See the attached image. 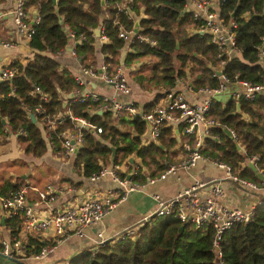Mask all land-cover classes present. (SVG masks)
<instances>
[{"label": "trees", "instance_id": "obj_1", "mask_svg": "<svg viewBox=\"0 0 264 264\" xmlns=\"http://www.w3.org/2000/svg\"><path fill=\"white\" fill-rule=\"evenodd\" d=\"M117 1L120 0H26L28 11L40 16L28 40L30 54L25 57V62L13 60L11 64L17 68V74L0 81V134L4 137L13 134L12 138L23 144L24 154L33 157L45 154V130L51 136L52 147L59 149L61 130L75 125L67 119L66 123L48 129L46 124L33 122L25 107L40 101L38 95L32 93L35 86L47 92L49 99L42 104L48 111L67 107L74 116H84L103 126L101 133L81 127L84 142L73 153V164L82 176L88 177L110 159L117 162L133 151L146 164L154 161L149 156L161 153L159 144L140 145L137 134L130 131L132 128L139 134L145 127L144 119L121 114L116 123L108 122L101 114L93 112L98 101L63 99V94L77 86L71 68L56 58L60 48L67 44L75 45L78 59L84 65H98L101 57L108 64L141 62L135 69L136 80L145 88L152 82L165 90L177 86L181 78H187L195 88L216 84L217 46L211 41L210 34L201 30L202 22L192 19L191 13L185 10L188 0H132L127 6L139 18L138 33L154 39L155 44L135 37L128 42V50L124 53H121V47L127 42L118 36L119 26L133 29L135 19L129 17L128 7L120 8ZM219 12L224 23L230 19L235 21L233 31L239 48L229 57L224 55L223 72L233 80L236 76L252 83L264 81V65L258 56V46L264 35V0H224L219 4ZM66 25L77 37L84 35L81 41L74 44ZM97 28H102V34L107 37L99 47ZM146 67L149 68L147 74L143 72ZM10 85L15 86L14 95H7ZM161 92L158 91L153 101L143 104L142 108L150 110ZM262 93L253 99L231 96L224 105L219 100L213 101L210 113L231 127L235 137L217 128L214 129L217 138H205L206 155L230 164L233 171L254 180H258L255 171L244 162L247 157L256 156L255 166L264 174ZM2 118L7 120L8 130ZM122 123L129 128L122 130ZM19 127H23L26 136L14 133ZM111 146L116 147L113 156ZM22 180L20 175L15 181L0 179V197L17 188ZM21 220L18 214L6 219L11 233L17 232ZM180 225H183L181 229ZM212 238L213 229L209 225L196 227L191 222L182 223L170 214L158 215L153 217L151 224L140 221L132 234L106 240L94 253L84 248L68 259L49 264H219L211 245ZM40 243L29 238L33 249ZM222 248L220 264H264V202L255 207L254 217L249 222L237 223L224 233Z\"/></svg>", "mask_w": 264, "mask_h": 264}, {"label": "built area", "instance_id": "obj_2", "mask_svg": "<svg viewBox=\"0 0 264 264\" xmlns=\"http://www.w3.org/2000/svg\"><path fill=\"white\" fill-rule=\"evenodd\" d=\"M131 1L120 0L117 1V4L120 8L126 9L125 7L130 5ZM223 1L188 0L185 4V10L191 13L192 19L202 22L203 31L210 34L211 41L217 46V57L219 59L216 62L217 82L215 85L194 88L188 80L180 79V84L186 87V91L196 90V92L202 94L201 100H190L179 86L168 87L163 90L161 100L155 103L150 110L142 108V105L133 98H117L116 96L127 95L130 92L124 65L121 63L108 64L103 61L99 65L81 64L75 45L68 48L70 55L79 62L78 71L72 73L77 86L70 92L72 94L70 97L79 101H84L87 98L98 101L93 112L101 114L108 122L112 120L113 123H116L121 114L131 117L138 116L144 119L145 122L150 123L149 138L153 142L159 140L165 124L178 126L179 130L187 136L181 141V145L185 150L184 159L180 163L181 166L186 167L194 164L198 159H208L225 171L224 178L238 184L245 190L255 192L264 187V175L260 180L242 176L238 171H233L230 164L217 158L209 157L204 152L206 147L205 138H217V132L214 129L228 130L230 135L235 137V131L231 127L210 113L216 97L226 93L230 85H235L239 88L237 91L238 97L248 99H253L260 91L264 90V81L252 83L245 79H237L236 76H234L233 80L223 72L224 55L229 57L234 52L239 51L233 31L236 25L235 21L230 19L229 22L224 23L220 16L218 5ZM126 11L129 17L133 18L134 12L129 7ZM12 13L17 33L24 39L29 40L34 32V24L39 21L40 16L36 13L33 16L29 15L26 0H15ZM65 29L74 38V42L81 41L84 37L83 34L77 37L69 25H66ZM102 30V28H99V39L106 40L107 37L102 34ZM118 36L125 41H131L137 37L149 41L152 45L155 44L154 39L148 38L133 29L127 30L122 25L119 26ZM0 45L10 48L15 46V42L0 39ZM65 48L66 46L60 48L58 53L64 51ZM258 56L264 65V35L262 36V43L258 46ZM218 70L221 72L218 73ZM17 72V68L11 63L0 64V81L12 78ZM96 78L111 87L113 92L111 96L101 94L90 86V81ZM14 90L15 86L10 85L7 95H14ZM32 93L37 94L40 101L38 104L28 105L25 108L28 115L31 113L35 115V123L46 124L48 129L55 128L58 123H66L67 119H71L75 123L74 127H67L60 132V149L65 155L68 156L75 152V148L77 150L78 146L84 142L81 127H92L97 133L103 131L101 124L94 123L84 116H74L67 107L58 111H48L42 104V101H48V94L39 86H35ZM68 94L62 96L65 101L69 97ZM1 98L2 93H0ZM5 129L8 130L7 120H5ZM14 133L26 136L23 127H19ZM46 135L47 143L52 147L51 136L48 132H46ZM127 161L134 164V170H125L123 162H111L100 166L88 176L90 180H96L99 177L110 175L118 182L116 195L112 194V190H108V194L105 196L87 197L58 208L54 205L57 198V188L53 182H47L41 188L20 184L7 195L1 196L0 207L4 210V214L9 217L15 214L20 215L22 225L16 233H11L9 237H0V253L12 259H41L47 256L67 237L83 235L87 225L96 223L107 215L119 202L127 198L131 190L143 186V183H139L134 179L139 163H135L134 160L130 162L129 159L125 160V162ZM255 161L256 156L253 155L247 157L244 164L246 165L249 162L255 164ZM119 169L123 170L121 175H118ZM173 170V166H169L164 171H161L157 177H148L147 182L151 183L157 178H164L167 173ZM209 182L211 183L210 193L204 197L200 196L197 191L204 187L207 182H195L169 199H163L156 195L157 203L153 212L142 217L140 221L151 224L154 216L170 214L177 217L182 223L191 222L196 227L209 225L213 229L211 245L220 264L224 233L237 223L249 222L254 217L256 206L243 210L239 207L220 204L219 198L223 194V189L218 182ZM30 189H33L36 194V199L32 201L27 197ZM40 204L45 205L50 211L42 212L40 208L36 209L35 207H39L37 205ZM133 232L134 228L127 227L119 232L117 237H123L125 233L132 234ZM30 237L41 242L37 248L33 249L30 247ZM105 241L104 238H99L95 246L91 248L92 253L95 252L98 245Z\"/></svg>", "mask_w": 264, "mask_h": 264}, {"label": "crops", "instance_id": "obj_3", "mask_svg": "<svg viewBox=\"0 0 264 264\" xmlns=\"http://www.w3.org/2000/svg\"><path fill=\"white\" fill-rule=\"evenodd\" d=\"M15 5V0H0V39L6 41L15 42V46L6 48L0 45V64L5 65L11 63L13 60H20L21 62H25V57L30 54V48L28 46V40L21 37L16 29L13 21V13L12 10ZM219 6V5H218ZM186 9V7H185ZM32 10V7L29 8ZM35 10H32L34 13ZM30 16H33L32 13L29 12ZM133 18L136 20V15L133 14ZM139 19V18H138ZM203 31V29H201ZM99 39V37H98ZM106 40H98V47L100 44ZM127 44L121 47V53L126 52L128 50V42ZM75 44V42H74ZM73 46V43L67 44L64 51H60L56 58L66 66L71 68L72 73L78 71L79 62H77L69 53L68 48ZM100 51L98 50L97 53ZM102 62V57L100 58L98 65ZM124 65V70L130 85V92L127 95H119L116 96L120 99L133 98L138 101L140 105L147 104L153 101L155 94L158 91H162L163 89L160 86L155 85L152 82H149V85L142 87L140 83L136 80L138 74L137 70L138 65L141 62H137L136 64L130 63L125 64L123 62H119ZM140 70V69H139ZM142 71V70H140ZM149 68L146 67L143 72L147 74ZM134 72V73H133ZM188 80L187 78H184ZM189 81V80H188ZM191 84V83H190ZM90 86L98 91L101 94H106L111 96L112 89L106 83H104L99 78L90 81ZM179 88H181L186 96L192 101H198L202 99V94L194 91H186V87L183 84L178 82ZM195 88V87H194ZM198 88V87H197ZM237 88L235 85H230L227 94L223 93L222 95H227V100L232 96L234 98H238ZM264 92V90L259 93ZM162 93V92H161ZM264 94V93H262ZM63 94L62 96H65ZM162 95V94H161ZM220 96V95H219ZM161 100V97L158 101ZM216 100L224 105L225 103L216 97ZM154 103V104H155ZM154 104L150 109L154 107ZM5 124V123H4ZM42 124V123H41ZM40 124V125H41ZM120 126V123H117ZM145 127L138 134L135 129L130 128L132 134H137L139 139V144L146 146L149 144H159L161 147V153L153 154L149 156L150 159H154V161L150 164H146L143 162L142 158L135 152L129 153L127 156L122 157L123 168L125 170L128 169V161L132 162L134 160L136 162V158L139 160V168L137 174L134 175V179L137 182L143 183V186L139 188H135L128 193V196L125 200L119 202L116 207H114L107 215L103 216L96 223L89 224L85 227V231L83 235H71L64 239L59 245H57L51 252L47 254V256L41 259H27L22 260L18 258H8L0 253V264H49L53 261L57 260H65L71 257V255L75 252H79L82 249H91L95 246L96 241L99 238H104L105 240H110L115 238L119 232L124 230L127 227L134 228L144 217L153 212L156 207L157 198L156 195L163 199H169L175 196L179 191L184 189L187 186L195 182H207V184L198 189L197 193L204 197L210 193V182H218L219 185L223 189V194L219 198V203L223 205H228L231 207H239L243 210L250 209L252 207L257 206L264 202V187L260 188L258 191L252 192L249 190H245L240 187L238 184L230 181L227 178H224L225 171L216 165L215 163L209 161L208 159H198L194 164H190L189 166H181L180 163L184 159L185 150L181 145V141L187 138L180 130L178 126L172 124H165L163 126L161 135L157 142L143 141L141 136L144 132H146L149 136V127L147 122L144 123ZM91 131H95L92 127H88ZM121 129L129 128V126L125 123L121 124ZM225 131V130H224ZM96 132V131H95ZM227 134V133H226ZM230 135V134H229ZM43 136L46 141L47 150L45 154L41 156L43 161L39 164L37 162V166L45 165L47 160H55L58 161L61 159L59 166L56 168V171L53 174L57 173V176L54 179V175L49 173L47 176H41L38 173V176H34L30 180H28L27 173L21 174L26 177L25 181L22 180L21 184L35 186L36 188L43 187L47 182H53L57 188V198L54 202L55 207L66 206L67 204L73 203L72 201L81 200L87 197H99L105 196L108 194V190H112V194L116 195V189L118 187V182L113 179L110 175H105L103 177H99L96 180H90L86 176H82L78 171L80 169H76L73 164V156L74 152L65 156L62 154L61 150L51 148L47 143V135L46 130L43 132ZM231 136V135H230ZM4 139L8 144V148L0 152V163L7 161H14L16 159H26L24 152L21 148H18L17 141L15 138H12L11 135L4 137L1 134L0 140ZM150 139V138H149ZM83 144V143H82ZM80 144L78 148L82 145ZM77 148V149H78ZM52 152H60L58 155H52ZM116 150V147H115ZM114 150V153H115ZM77 151V150H76ZM75 151V152H76ZM50 152V153H49ZM113 152V151H112ZM114 153L111 155L113 156ZM29 156V155H28ZM33 158V156H31ZM37 158V157H34ZM63 158V159H62ZM148 158V159H149ZM110 161L107 164H110ZM120 162V161H117ZM169 166H173L174 170L166 174L164 178H157L154 182H147L148 177L150 176H158L161 171H164ZM118 170V175H121L123 170ZM258 171H262L257 168ZM64 172V173H63ZM16 175V174H15ZM17 176V175H16ZM23 179V177H22ZM258 180H260L258 178ZM92 182V183H91ZM209 183V184H208ZM30 201L36 199V194L33 189L29 190L27 195ZM69 199L71 200L70 202ZM263 199V200H262ZM53 205V206H54ZM40 208V211H50L46 208L45 205H37ZM42 207V208H41ZM44 207V208H43ZM4 210L0 207V237H9L11 235V228L6 225V219L9 218L7 215H3ZM3 216V217H2ZM21 222V221H20ZM22 222L19 227H21ZM76 254V253H75ZM25 262V263H24Z\"/></svg>", "mask_w": 264, "mask_h": 264}, {"label": "rangeland", "instance_id": "obj_4", "mask_svg": "<svg viewBox=\"0 0 264 264\" xmlns=\"http://www.w3.org/2000/svg\"><path fill=\"white\" fill-rule=\"evenodd\" d=\"M218 99H221L225 103L227 101V95H220V96H218ZM107 124H110V123H107ZM122 130H124V129H122ZM0 136H1V134H0ZM141 139L143 141L150 142L149 136L146 132H144L142 134ZM219 141L221 143V149H223V147H224L223 140L220 139ZM7 144L8 143L4 139L0 140V152H3L8 148ZM16 146L23 150V148H22L23 144L21 142L17 141ZM48 146H50V145L48 144ZM51 148H53V147H51ZM58 150H61V149L59 148ZM52 151L53 150H51L52 155H58L60 153V152H52ZM62 154L65 155L63 152H62ZM62 154L60 153V155H62ZM65 156H67V155H65ZM25 157H26V159L20 158V159L14 160V161L1 162L0 163V179L1 180L10 179L12 181H15L16 175L21 176V174L27 173L30 170H32V171L27 173L28 180H30L34 176H38V173L41 176L45 177L49 173L53 174V172L56 171V168L59 166V163L61 162V159H59L58 161L51 159V160H47L45 162V165L37 166V162L39 161V164H40L41 161H43V158H41V157H37V158L33 157L32 158L31 156H28V155H25ZM135 158H136V162L139 163L138 157H135ZM119 161L122 162V159H119ZM128 169L134 170V164L128 163ZM53 175H54L53 177L55 179V177L57 176V173H55ZM25 178L26 177H23L24 182H28V181H25V180H27ZM70 201L71 200L69 199L68 202H70ZM72 202H75V201H72ZM75 253H77V252H75Z\"/></svg>", "mask_w": 264, "mask_h": 264}, {"label": "water", "instance_id": "obj_5", "mask_svg": "<svg viewBox=\"0 0 264 264\" xmlns=\"http://www.w3.org/2000/svg\"><path fill=\"white\" fill-rule=\"evenodd\" d=\"M53 1H55V0H53ZM138 22H139V19L137 18L136 20H135V27L133 28V30L134 31H137V29H138ZM96 35H99V28H97L96 29ZM221 71L220 70H218V73H220ZM72 94L71 93H69L68 94V96L70 97ZM30 118L32 119V121L34 122L35 121V115L33 114V113H31L30 115ZM2 120H3V123H5V118H2ZM147 125L148 126H150V123L149 122H147ZM228 135L230 134L229 133V131L228 130H226L225 131ZM72 142H74V141H72ZM237 147L239 148V144L237 143ZM111 148H112V154L114 153V150H115V147L114 146H111ZM75 151H76V148H75ZM248 165L255 171V173H256V175H257V177L259 178V179H262L263 178V175L261 174V172L260 171H258L257 170V167L255 166V164L254 163H252V162H249L248 163ZM22 177H24V175H22ZM4 215V214H3ZM5 216V215H4ZM3 217V216H2ZM183 227V225H180V229ZM25 263V262H24Z\"/></svg>", "mask_w": 264, "mask_h": 264}]
</instances>
